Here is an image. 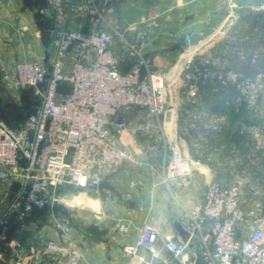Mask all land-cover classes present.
<instances>
[{
	"label": "built area",
	"instance_id": "obj_1",
	"mask_svg": "<svg viewBox=\"0 0 264 264\" xmlns=\"http://www.w3.org/2000/svg\"><path fill=\"white\" fill-rule=\"evenodd\" d=\"M48 3L55 22V56L49 62L23 61L0 69L5 84L33 90L40 102L23 130L0 116V182L6 186L0 191V256L10 246V219L25 221L35 209H55L63 188L92 190L115 173L147 166L153 175H162L168 188L173 181L191 192L194 162L183 152L179 124L182 93L194 79L193 56L163 72L152 71L148 52L160 13L124 28L98 0ZM209 79L213 81L205 77ZM171 86L177 88L176 100L168 91ZM196 95L193 88L187 97ZM135 112L139 114L133 116ZM167 124H172L174 139ZM130 137L142 140L141 150L133 149ZM254 140L252 136V145L260 148ZM232 153L239 156L235 149ZM243 196V179L227 188L206 180L194 205L182 206L179 221L190 233L186 244L145 222L137 243L126 252L141 264H264V207L255 202L243 210ZM53 227L59 236L32 249L28 263L82 264L84 249L71 237L69 223L55 220ZM114 231L128 234L129 226L119 221ZM195 244L201 251L192 258Z\"/></svg>",
	"mask_w": 264,
	"mask_h": 264
},
{
	"label": "crops",
	"instance_id": "obj_2",
	"mask_svg": "<svg viewBox=\"0 0 264 264\" xmlns=\"http://www.w3.org/2000/svg\"><path fill=\"white\" fill-rule=\"evenodd\" d=\"M98 1L109 11L108 16L118 19L124 28L141 17L161 14L159 28L155 31L154 42L148 52L155 73L169 69L178 54L190 49V36L195 33L201 35L202 27L214 15L210 8L212 2L208 0ZM41 10H45V13H41ZM82 28L85 31L89 29L87 25ZM54 30L55 22L48 0H0V69L5 64L13 65L23 61L49 62L56 53L53 46ZM125 67L127 69L128 64ZM213 75L214 71L211 73L208 70V77L214 79L216 75ZM2 83L0 76V96L6 93L1 87ZM11 98L15 106L21 104V98L16 93H11ZM136 114L139 113L135 112L133 116ZM206 140L208 144L209 138ZM254 141L259 146L264 143V139L257 138ZM219 147L224 151L223 157L219 160L210 158L207 164L194 169L190 178V193L182 191L173 181L168 188L161 182L162 175H153L145 166L109 176L111 188L102 192L95 188L90 190L97 194L94 198L81 193L86 196L79 206L86 212L81 214L85 218H81L80 223L74 220L77 214L72 206L65 212L66 219L61 218L63 209L59 206L55 209H36L25 221L12 217L6 226L10 246L6 254L0 256V264H30L28 256L32 249L59 236L53 227L55 220L69 223L71 237L84 249L85 259L82 264H141L138 258L127 254L126 247L137 243L142 225L151 222L161 235L179 236L174 223L180 218L182 206L191 208L199 196L202 183L213 178L225 188L243 179L242 209L248 211L255 202L262 203L264 207V150L252 155V144L245 145L244 152L234 147L232 150L235 149L239 155L235 157L229 146ZM215 166L222 172L220 176L215 177L212 173ZM5 188L0 182V191ZM119 221L128 224V234L114 231ZM200 251V245L195 244L190 252L191 257H198ZM166 257L173 259L167 252ZM46 264L55 263L49 260Z\"/></svg>",
	"mask_w": 264,
	"mask_h": 264
},
{
	"label": "rangeland",
	"instance_id": "obj_3",
	"mask_svg": "<svg viewBox=\"0 0 264 264\" xmlns=\"http://www.w3.org/2000/svg\"><path fill=\"white\" fill-rule=\"evenodd\" d=\"M208 1L212 2L210 8L214 15L202 27V34L195 46L191 47L190 52H181L173 62L174 65L179 60L182 61L193 56L190 74L194 79L193 83L189 84L182 93L184 94L182 101L185 105L182 110V122L179 126L182 129L180 137L183 152L185 156L192 159L193 162L195 161L194 169L207 164L210 158L219 160L223 157L224 151L219 147L217 140L234 120L239 121L248 129L254 139H264V74L244 79L237 85L238 78L227 72L230 60L235 57L243 58L246 55L244 43L250 39L252 33L255 34L261 28V18L264 17V0ZM28 41L30 40L28 39ZM205 49L208 51L202 53ZM22 60L27 59L23 58ZM210 67L214 69L211 70V73L214 71L216 75V79L214 78L212 81L214 83L205 80ZM230 82L232 86L237 85L236 90L238 91L229 88L228 83ZM1 87L6 93L0 96V116L14 129L23 130L32 112L37 110L40 105L38 97L31 89L17 90L5 83H2ZM193 88L197 95L194 99H188L187 96ZM176 90L177 88L174 86L168 89L175 100ZM11 93L20 96V105L15 106ZM246 101L250 103L245 107ZM167 125L166 131L169 137L174 139V134L171 131L172 124ZM130 138L133 149L141 150L138 139L136 138L135 141L134 137ZM207 138H209L208 144ZM252 146V155H257L260 150H264L262 144L258 149L255 145ZM217 168L215 166L212 171L215 177L222 173ZM210 180L220 182L215 178ZM83 192L92 198L97 195L90 190L82 191L73 187L61 190L59 203V208L63 209L61 218L65 217L66 219L65 212H68L67 208L72 207L76 210L77 215L74 220L77 223H80L81 218H85L81 214L86 211L79 206L82 205L86 196L83 195Z\"/></svg>",
	"mask_w": 264,
	"mask_h": 264
},
{
	"label": "trees",
	"instance_id": "obj_4",
	"mask_svg": "<svg viewBox=\"0 0 264 264\" xmlns=\"http://www.w3.org/2000/svg\"><path fill=\"white\" fill-rule=\"evenodd\" d=\"M261 23V28L255 34L252 33L250 39L244 43L246 55L243 58H232L229 62L227 72L234 74L238 78L237 85L244 79L255 78L264 74V17L261 18ZM212 69L210 67V70ZM228 85L229 88L238 91L236 90L237 85L232 86L231 82ZM67 90L66 88L65 91ZM245 103L246 107L250 102L246 101ZM217 141L219 142V146L226 145L231 150L235 147L237 150L244 152V146L252 144V136L248 129L241 125L239 121L234 120L231 126L225 128Z\"/></svg>",
	"mask_w": 264,
	"mask_h": 264
},
{
	"label": "water",
	"instance_id": "obj_5",
	"mask_svg": "<svg viewBox=\"0 0 264 264\" xmlns=\"http://www.w3.org/2000/svg\"><path fill=\"white\" fill-rule=\"evenodd\" d=\"M199 37H200V34H198V33H195L192 36H190L189 43H190L191 47L195 46ZM110 188H111V185H110V182L108 180H105L104 182L99 184L97 187H95V189H97L99 192H102L103 190L110 189ZM174 227H175L177 234L182 239V242L184 244H186L190 238L189 231L181 224V222L179 220L175 221Z\"/></svg>",
	"mask_w": 264,
	"mask_h": 264
},
{
	"label": "bare ground",
	"instance_id": "obj_6",
	"mask_svg": "<svg viewBox=\"0 0 264 264\" xmlns=\"http://www.w3.org/2000/svg\"><path fill=\"white\" fill-rule=\"evenodd\" d=\"M208 51V49H205V50H203V52L202 53H206ZM213 73V72H212ZM229 80V79H228Z\"/></svg>",
	"mask_w": 264,
	"mask_h": 264
}]
</instances>
